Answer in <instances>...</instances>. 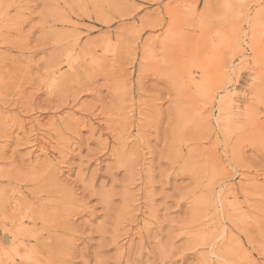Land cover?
<instances>
[{
	"label": "rangeland",
	"instance_id": "rangeland-1",
	"mask_svg": "<svg viewBox=\"0 0 264 264\" xmlns=\"http://www.w3.org/2000/svg\"><path fill=\"white\" fill-rule=\"evenodd\" d=\"M0 264H264V0H0Z\"/></svg>",
	"mask_w": 264,
	"mask_h": 264
},
{
	"label": "bare ground",
	"instance_id": "bare-ground-1",
	"mask_svg": "<svg viewBox=\"0 0 264 264\" xmlns=\"http://www.w3.org/2000/svg\"><path fill=\"white\" fill-rule=\"evenodd\" d=\"M162 46H165L163 43H162ZM42 210V209H41ZM41 210H39V211H41ZM39 217V216H38ZM18 222V221H17ZM19 226H21V225H19ZM17 228V227H16ZM19 228V231L21 230L20 228L21 227H18ZM16 230H18V229H16ZM49 246V245H48Z\"/></svg>",
	"mask_w": 264,
	"mask_h": 264
}]
</instances>
